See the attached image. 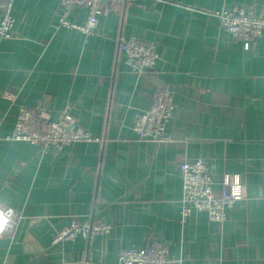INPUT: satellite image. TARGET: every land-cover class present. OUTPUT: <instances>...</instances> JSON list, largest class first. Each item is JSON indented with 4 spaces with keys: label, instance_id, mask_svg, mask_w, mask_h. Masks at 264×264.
<instances>
[{
    "label": "crops",
    "instance_id": "obj_1",
    "mask_svg": "<svg viewBox=\"0 0 264 264\" xmlns=\"http://www.w3.org/2000/svg\"><path fill=\"white\" fill-rule=\"evenodd\" d=\"M264 0L107 1L90 36L58 26L60 0H13L12 37L0 42V203L20 213L0 236V264H117L122 249L165 245L182 264H264V33L245 50L211 13ZM84 7L69 20L83 25ZM130 36L158 60L132 72L119 49ZM168 89L173 113L160 141L140 140L134 117ZM42 124L67 114L102 143L43 152L10 141L20 108ZM201 159L218 194L237 174L245 199L210 221H179V163ZM112 226L106 236L52 244L71 219Z\"/></svg>",
    "mask_w": 264,
    "mask_h": 264
},
{
    "label": "built area",
    "instance_id": "obj_2",
    "mask_svg": "<svg viewBox=\"0 0 264 264\" xmlns=\"http://www.w3.org/2000/svg\"><path fill=\"white\" fill-rule=\"evenodd\" d=\"M117 6H126L142 0H60L58 26L75 29L86 36L93 35L101 15L104 2ZM13 0H0V42L12 37L14 18ZM84 7L87 18L83 25L69 20L75 8ZM211 16L220 29L227 32L233 43H240L247 50L250 44L264 33V3L258 12L245 7L216 10ZM119 49L124 54L127 67L134 73H143L154 67L158 60L155 46L149 41L130 36L119 40ZM173 95L168 89L157 90L150 107L134 117L132 129L140 140L160 141L167 123L173 113ZM43 112L35 114L20 108L14 124L10 141H19L38 146L44 153L49 149L59 151L73 142L102 143L104 140L74 127L72 119L63 114L57 121L42 124ZM182 182L179 221L184 224L192 211L203 212L214 223L223 224L226 212L239 201L245 199L244 187L237 174H224L221 189L216 194L213 182L201 159L185 160L178 165ZM20 213L0 203V236L11 237L17 225ZM112 226L109 223L95 221L91 217L84 221L71 219L60 229L52 244L70 242L76 237L88 238L92 235L106 236ZM81 264H91L84 257ZM117 264H182L181 259L170 258L165 245H153L147 248L122 249L118 253Z\"/></svg>",
    "mask_w": 264,
    "mask_h": 264
},
{
    "label": "rangeland",
    "instance_id": "obj_3",
    "mask_svg": "<svg viewBox=\"0 0 264 264\" xmlns=\"http://www.w3.org/2000/svg\"><path fill=\"white\" fill-rule=\"evenodd\" d=\"M221 10V9H220ZM226 32V31H225Z\"/></svg>",
    "mask_w": 264,
    "mask_h": 264
}]
</instances>
